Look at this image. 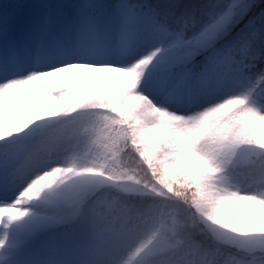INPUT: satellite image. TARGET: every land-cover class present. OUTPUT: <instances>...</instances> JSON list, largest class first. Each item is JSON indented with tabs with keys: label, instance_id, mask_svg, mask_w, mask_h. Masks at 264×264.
I'll return each instance as SVG.
<instances>
[{
	"label": "snow or ice",
	"instance_id": "1",
	"mask_svg": "<svg viewBox=\"0 0 264 264\" xmlns=\"http://www.w3.org/2000/svg\"><path fill=\"white\" fill-rule=\"evenodd\" d=\"M0 264H264V0L0 4Z\"/></svg>",
	"mask_w": 264,
	"mask_h": 264
},
{
	"label": "rangeland",
	"instance_id": "2",
	"mask_svg": "<svg viewBox=\"0 0 264 264\" xmlns=\"http://www.w3.org/2000/svg\"><path fill=\"white\" fill-rule=\"evenodd\" d=\"M8 0H0V2H3L2 4H8L6 3ZM79 73H74V75ZM72 81L68 79H64L62 77H54L51 80V85L53 89L59 88L62 86H66L67 84H70ZM49 86L44 84L43 82H36L33 85L26 86V89L22 90L26 93V99L32 100L36 99L39 100L41 103H43V96L48 91ZM39 89V91H36ZM31 93V94H29Z\"/></svg>",
	"mask_w": 264,
	"mask_h": 264
},
{
	"label": "trees",
	"instance_id": "3",
	"mask_svg": "<svg viewBox=\"0 0 264 264\" xmlns=\"http://www.w3.org/2000/svg\"><path fill=\"white\" fill-rule=\"evenodd\" d=\"M12 2H14V0H8V1H6V3H12Z\"/></svg>",
	"mask_w": 264,
	"mask_h": 264
}]
</instances>
